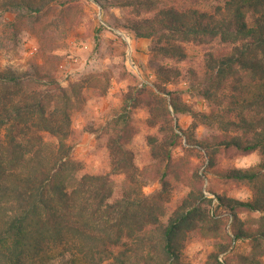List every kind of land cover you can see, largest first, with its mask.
Returning <instances> with one entry per match:
<instances>
[{"label":"rangeland","instance_id":"374dc122","mask_svg":"<svg viewBox=\"0 0 264 264\" xmlns=\"http://www.w3.org/2000/svg\"><path fill=\"white\" fill-rule=\"evenodd\" d=\"M0 2L21 4L7 11L0 7V72L41 77L39 84L25 85L18 91L0 88V97L3 103L12 101L20 106L42 100L49 103L53 114L46 122L32 110L2 127L0 153L6 155L4 148L11 130L30 153L48 157L67 151L68 176L107 177L113 189L109 202L115 198H149L160 192L163 204L162 215L156 213L158 222L149 215L148 198H141L140 207L123 221L118 212L100 203L102 192L84 190L85 217L80 220L74 213L54 232L44 230L22 264H105L107 261L99 263L100 259L110 251L125 253L129 264H174L162 252V229L184 202L196 201L200 190L211 187L239 201L253 199L255 192L264 198V174L251 187L222 184L212 175L208 182L202 175L208 160L204 146L212 142L213 135L222 133L219 122L227 120L221 111L226 106L223 96L230 89L207 100L197 95L194 79L205 74L208 54L219 55L227 47L218 39L206 43L175 41L184 53L179 58L157 50L164 45L158 39H136L129 30L135 23L145 26V21L166 8L214 14L216 6L224 5L222 1L154 0L149 6L141 4L142 0ZM142 89L157 95L151 107L140 106L145 102L138 93ZM171 100L181 113H172ZM125 102H129L127 110L136 133L124 147L127 153L122 157L116 149L110 150L107 138L99 137L97 130L120 114ZM136 102L139 106L133 107ZM235 102L238 105L232 107H241L239 101ZM64 107L68 121L62 120ZM52 125L60 132L68 131L66 139L60 142L50 135L46 130ZM173 142L177 145L171 149V157L179 167L165 178L162 189L159 176L165 171V152ZM214 160L221 168L245 170L264 162V151L235 158L218 153ZM204 196L213 199V210L214 196L208 192ZM207 205L203 208H209ZM97 208L100 224L95 226L91 224V213ZM217 213L212 221L199 222L198 228L184 234L182 254L175 264H215L211 255L219 250V260H227L228 264H264V240L234 241L229 229L231 215L222 208ZM233 223L237 228L264 232L261 213H239Z\"/></svg>","mask_w":264,"mask_h":264},{"label":"trees","instance_id":"16d2710c","mask_svg":"<svg viewBox=\"0 0 264 264\" xmlns=\"http://www.w3.org/2000/svg\"><path fill=\"white\" fill-rule=\"evenodd\" d=\"M153 1L142 0L141 4L149 6ZM216 1H222L224 5L216 6L214 14L166 8L160 10L152 20L145 21V26L135 23L129 30L136 39H158L164 45L157 50L179 58H183L184 53L182 47L175 44V41L206 43L218 39L227 47L219 55L208 54L205 60V74L194 79V90L197 95L207 100L216 97V93H221L223 89H230L229 94L223 96L226 106H223L221 111L227 120L222 119L219 122L220 128L223 129L222 133L213 135L212 142L204 146L208 160L206 171L202 172V175L208 182L209 175H212L213 179L222 184L251 187L263 176L264 162L245 170L228 169L216 166L214 157L218 153L235 158L248 156L256 150L264 151V0ZM0 3L2 11L21 5L18 2ZM15 8L13 10H16ZM40 80L41 77L35 74L16 75L0 72V88L6 90L11 87L18 91L23 86L36 84ZM160 90L170 95L164 89ZM138 93L145 99V102L140 104L142 107H151L150 102L157 96L151 90L142 89ZM239 95L240 98H237ZM235 101H239L241 107H232L238 103ZM228 103L230 106H227ZM128 106L129 102H125L122 112L97 130L99 137L107 138L110 150L113 152L116 149L122 157L127 153L124 147L136 133L131 123V114L127 110ZM132 106H139V102ZM170 106L173 114L181 113L173 100ZM50 107L49 103L42 100L20 106L12 101L3 103L0 97V129L12 120L17 121L24 114L31 113L32 110H35L42 120L50 122L49 119L53 117L49 111ZM250 111L253 114H250ZM165 112L170 115L168 110ZM61 113L62 120L68 121L66 107ZM46 131L58 137L60 142L68 136V131L60 132L53 128V125ZM8 135L10 137L4 148L6 155L0 153V264H22V260L35 248L44 230L54 232L64 219L74 213L80 220L83 219L85 216L82 198L85 197L82 196L85 191L102 192L100 203L105 204L107 209L112 210L111 212H118L123 221L129 219L140 207L141 198L151 200L148 212L155 218V222H158L156 213L162 215L160 192L149 198L146 196L115 198L109 202L113 196V189L107 177L68 176L70 162L67 151L65 155L58 153L57 156L55 154L41 156L39 153L25 150L23 143L17 140L13 131L8 130ZM178 138L176 134L175 139ZM176 145V142H173L171 148L165 152L163 161L165 171L159 176L162 189L166 186L165 178L179 167L178 163L172 161L170 152ZM204 192L214 196L216 204L213 210L210 209L213 199L205 197ZM204 192L199 191V196L193 204L184 202L174 211L162 229V252L168 259H172L174 264L178 263L181 257L184 234L198 228L199 222L212 221L218 216L217 211L221 208L232 217L229 229L234 241L238 239L255 241L258 238L264 240L263 231L237 228L233 223L242 212L264 214V198L258 196L257 192L254 198L248 201L220 195L211 187L204 188ZM204 204H208L209 208H203ZM99 211L100 208H97L91 213V224L95 226L100 224ZM128 229L131 230L130 227ZM228 248L229 246L226 249ZM221 253L219 250L211 255L215 264H228L227 260H219L218 256ZM245 258L250 261L248 256ZM129 260L125 253L110 251L99 263L107 261L105 264H129Z\"/></svg>","mask_w":264,"mask_h":264}]
</instances>
